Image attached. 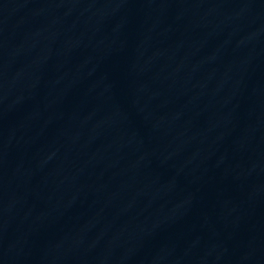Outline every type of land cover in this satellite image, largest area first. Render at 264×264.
<instances>
[{
  "label": "water",
  "instance_id": "1",
  "mask_svg": "<svg viewBox=\"0 0 264 264\" xmlns=\"http://www.w3.org/2000/svg\"><path fill=\"white\" fill-rule=\"evenodd\" d=\"M0 264H264V0H0Z\"/></svg>",
  "mask_w": 264,
  "mask_h": 264
}]
</instances>
